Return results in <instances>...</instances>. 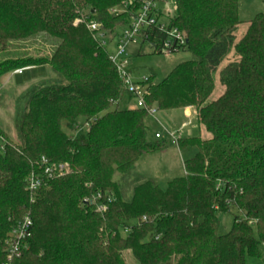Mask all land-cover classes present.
<instances>
[{
	"label": "trees",
	"instance_id": "16d2710c",
	"mask_svg": "<svg viewBox=\"0 0 264 264\" xmlns=\"http://www.w3.org/2000/svg\"><path fill=\"white\" fill-rule=\"evenodd\" d=\"M128 1L139 0H0V51L40 34L57 40L49 54L0 62V79L45 66L59 78L37 82L21 97L25 109L16 116V141L0 128V264L6 262L10 231L25 217L31 235L11 264H125L124 252L136 264H246V257L260 256L264 13L246 20L235 41L245 22L240 0H171L176 10L164 18L165 29L144 32L142 43L162 55L167 33L177 30L185 40L173 42L171 53L191 56L160 82L150 77L136 83L148 91L147 107L193 108L209 137L179 139L177 148L186 155L183 174L163 186L151 179L132 182L127 197L124 181L130 182L136 163L172 144L155 139L156 131L154 140L148 138L147 112L130 107L132 96L97 38L117 36L119 23L129 24L136 6L113 14ZM90 23L98 31H90ZM230 54L234 58L227 60ZM216 72L223 90L208 102ZM80 121L82 138L63 131V125L78 130ZM42 157L67 168L44 178L31 194L25 180L41 173ZM86 199L106 211L97 212ZM226 213H234L233 223L220 235L218 215Z\"/></svg>",
	"mask_w": 264,
	"mask_h": 264
},
{
	"label": "rangeland",
	"instance_id": "374dc122",
	"mask_svg": "<svg viewBox=\"0 0 264 264\" xmlns=\"http://www.w3.org/2000/svg\"><path fill=\"white\" fill-rule=\"evenodd\" d=\"M241 7V19L248 20L257 13H264V4L262 0H240ZM162 13L161 22L164 21L166 16L174 15V6L171 0L167 1V4H160L157 7ZM116 12L120 13L119 7L115 8ZM121 14V13H120ZM119 23L115 30V35L119 36L122 31V26ZM247 26L246 21L239 24L234 37L237 41L245 32ZM117 36H110L106 39V48L110 55L116 49ZM6 51H0V62L7 59L23 58L28 56H43L53 51L57 45V40L48 37L45 34H40L36 38L28 40L26 42H13ZM231 55V54H230ZM227 60L234 58L233 56ZM190 54L185 51L177 53H166L162 55H153L150 46L147 43H142L140 40L137 43H129L125 48L126 69L129 78L135 82L140 83L145 79L154 77L155 82H160L170 70L178 63L189 60ZM215 89L208 99V102L215 100L222 92L223 88L218 82V73L214 74ZM50 81L52 83L58 82L59 78L53 70L49 67H37L30 68L24 71L23 74L11 73L4 75L0 79V128L7 134V136L13 141L17 140L15 120L19 112L25 109L24 102L21 101V97L26 95L31 85L41 82ZM130 107H134V102L130 104ZM162 114L157 112L155 120L151 118L146 119V125L148 127V138L153 139V134L158 127V123L161 122L165 125V129L170 132H177L180 130V126L185 122L180 111L176 112H164ZM163 116L167 119L163 120ZM80 128L76 131L70 132L66 126L63 125L62 129L70 137L82 138L86 129L79 122ZM183 138L199 137L206 139L209 135L204 131L203 127L194 121L187 128L181 131ZM186 155L180 152L175 146L167 145L166 148L160 153L145 155L140 161L136 163L132 171V178L130 182L128 179L124 181V192L127 197L130 195L131 183L135 184L138 180L151 179L155 184L165 185L170 179L179 177L183 174V158ZM136 177L138 179H136ZM120 175L116 174L113 178L114 181L119 182ZM234 213L219 214V230L220 235L228 233L233 223ZM260 256L257 258L246 257V264H264V245L259 247ZM125 264H136L129 252L123 253Z\"/></svg>",
	"mask_w": 264,
	"mask_h": 264
},
{
	"label": "built area",
	"instance_id": "2783aa9c",
	"mask_svg": "<svg viewBox=\"0 0 264 264\" xmlns=\"http://www.w3.org/2000/svg\"><path fill=\"white\" fill-rule=\"evenodd\" d=\"M168 0H139L137 3L128 1L127 3L119 6L121 9L120 13H126L127 10L133 6H136V11L130 15V21L127 26L122 27V31L119 36L116 37V49L110 56V61L115 65L120 79L124 85L126 91L132 96V102L138 109H142L147 112L148 116L155 120V115L158 112L156 107H147L145 99L148 96V91L144 85L134 83L127 75L126 60L123 59L125 56V48L129 43H137L138 40L144 42V32L151 27H159L160 30L165 29V22L158 20V16L162 13L157 8L160 4H167ZM173 3V2H172ZM174 6V5H173ZM176 7L174 6V12ZM120 13L113 11L115 16ZM88 29L92 32L98 31V25L90 23ZM97 38L102 40V44L106 45L107 42L105 37L100 33L97 34ZM107 38V37H106ZM167 40L163 44L164 53H171L173 42L179 46L184 43L185 37L177 30L172 29L167 33ZM148 44V43H147ZM22 70H17L15 73L20 74ZM145 81V80H143ZM155 139H167L173 145L177 146V142L181 139V132H170L164 128L155 133ZM41 173L31 172L25 180V189L29 193H35L39 190L42 185L44 178H51L55 175H61L66 171V165H55L47 161L44 157L40 159ZM100 196L97 195L96 200H99ZM96 200H84V203L94 205L97 212L103 213L106 211V206L102 203H96ZM145 221V218L142 219ZM32 222L29 217L23 218L16 226L10 231L5 241L6 251V262L4 264H11L14 259H17L21 255V250L25 248L26 241L31 235Z\"/></svg>",
	"mask_w": 264,
	"mask_h": 264
},
{
	"label": "crops",
	"instance_id": "0c3cea01",
	"mask_svg": "<svg viewBox=\"0 0 264 264\" xmlns=\"http://www.w3.org/2000/svg\"><path fill=\"white\" fill-rule=\"evenodd\" d=\"M262 3H263V0H262ZM241 5V4H240ZM240 9V13H241V7L239 8ZM244 21V20H243ZM246 21V20H245ZM247 27V26H246ZM246 29V28H245ZM233 56V54H231L230 55V58ZM176 111H180L181 112V114H182V117L184 118V120H185V122L184 123H182L181 124V126H180V130H178V131H182L183 129H185V128H187L188 127V125H190L191 123H193L194 121H196L197 123H198V120H197V113H196V110L195 109H193V108H184V109H178V110H169V111H158V112H160V113H162V114H165L164 112H176ZM165 119H167V118H165L164 116H163V120H165ZM159 125H158V127H157V129H156V132H158V131H160L162 128H164L165 127V125L166 124H164V122L163 123H161V122H159L158 123ZM166 128V127H165ZM164 128V129H165ZM181 138H183L182 136H181ZM208 137H206V139H207ZM170 146H175V145H173V144H171ZM175 147H177V146H175ZM164 150V149H163ZM162 150V151H163ZM161 152V151H160ZM160 152H158V153H160Z\"/></svg>",
	"mask_w": 264,
	"mask_h": 264
}]
</instances>
